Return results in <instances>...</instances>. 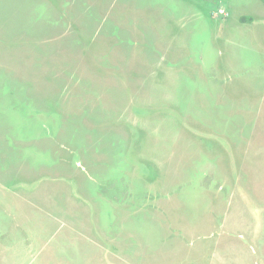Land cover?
Here are the masks:
<instances>
[{
  "label": "rangeland",
  "instance_id": "1",
  "mask_svg": "<svg viewBox=\"0 0 264 264\" xmlns=\"http://www.w3.org/2000/svg\"><path fill=\"white\" fill-rule=\"evenodd\" d=\"M0 264H264V5L0 0Z\"/></svg>",
  "mask_w": 264,
  "mask_h": 264
},
{
  "label": "trees",
  "instance_id": "2",
  "mask_svg": "<svg viewBox=\"0 0 264 264\" xmlns=\"http://www.w3.org/2000/svg\"><path fill=\"white\" fill-rule=\"evenodd\" d=\"M259 1L264 5V0H259ZM240 21L243 22V23H250L251 19H249V18H242Z\"/></svg>",
  "mask_w": 264,
  "mask_h": 264
}]
</instances>
